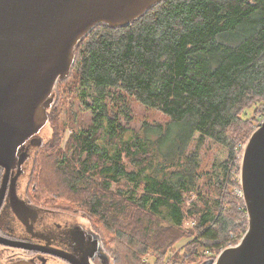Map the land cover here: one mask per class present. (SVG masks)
<instances>
[{
    "label": "trees",
    "instance_id": "1",
    "mask_svg": "<svg viewBox=\"0 0 264 264\" xmlns=\"http://www.w3.org/2000/svg\"><path fill=\"white\" fill-rule=\"evenodd\" d=\"M73 51L30 190L86 217L111 264H213L249 227L237 190L264 115V0H164Z\"/></svg>",
    "mask_w": 264,
    "mask_h": 264
},
{
    "label": "water",
    "instance_id": "2",
    "mask_svg": "<svg viewBox=\"0 0 264 264\" xmlns=\"http://www.w3.org/2000/svg\"><path fill=\"white\" fill-rule=\"evenodd\" d=\"M162 1L0 0V165L6 169L0 200L18 148L32 136L33 148L42 144L36 133L48 121L53 90L70 72L80 39L99 23L129 25ZM240 183L249 227L213 264H264V119L243 149Z\"/></svg>",
    "mask_w": 264,
    "mask_h": 264
},
{
    "label": "flooded vegetation",
    "instance_id": "3",
    "mask_svg": "<svg viewBox=\"0 0 264 264\" xmlns=\"http://www.w3.org/2000/svg\"><path fill=\"white\" fill-rule=\"evenodd\" d=\"M32 137L18 148L0 200V264H111L89 225L78 215L49 207L30 190L24 175ZM23 153L28 154L20 164ZM5 172L0 165V190Z\"/></svg>",
    "mask_w": 264,
    "mask_h": 264
},
{
    "label": "rangeland",
    "instance_id": "4",
    "mask_svg": "<svg viewBox=\"0 0 264 264\" xmlns=\"http://www.w3.org/2000/svg\"><path fill=\"white\" fill-rule=\"evenodd\" d=\"M72 106V105H71ZM69 107L68 108V112L71 111L72 112V109H73V112L75 114V117L77 118V123H84V124H88L89 122V117H88V114L86 112H84L83 110L80 109L78 103L76 102L74 108L72 107ZM142 110V107L138 106L137 107V113L140 112ZM68 112L66 113L67 114V117H70L68 116ZM252 113V109H249V112L248 114L250 115ZM259 122L257 123V127L261 124L262 120L264 119V115H262L261 117H259ZM141 120H139V118L137 120H135L133 122V127H135L137 130L140 129L141 127ZM37 136L40 137L42 139V142H46L51 134V130H50V127L49 125L46 123L37 133ZM65 137H64V142L66 141L68 135H69V131L67 130L66 133L64 134ZM153 136L155 135L154 133L152 134ZM158 136H156L157 138ZM206 152L208 154V157L210 158L211 157V154H213L214 152V148L210 145V144H206ZM40 146H38L37 148H33L31 149V155L29 157V159L27 160V164H26V169H25V175H24V178H25V181H28L29 178H30V173H31V170H32V167H33V158H34V153L36 150L39 149ZM59 215L65 217V218H69L71 215L65 213V212H61V213H58ZM74 214V213H72ZM75 218H79V219H82L84 221L85 224L89 225V222H88V219L84 216H82V214H74ZM190 220V219H189ZM188 221V220H187ZM186 222V221H185ZM185 222H184V227L185 228H188L185 226ZM90 227V225H89ZM185 241H183L182 243H180L179 245L183 244ZM146 260H149V261H153V256L151 255V253H149L146 257H145Z\"/></svg>",
    "mask_w": 264,
    "mask_h": 264
},
{
    "label": "built area",
    "instance_id": "5",
    "mask_svg": "<svg viewBox=\"0 0 264 264\" xmlns=\"http://www.w3.org/2000/svg\"><path fill=\"white\" fill-rule=\"evenodd\" d=\"M237 194L239 196H242L243 193H242L241 190H237ZM194 225H195V222L193 220H188V221L185 222V226L186 227H193Z\"/></svg>",
    "mask_w": 264,
    "mask_h": 264
}]
</instances>
